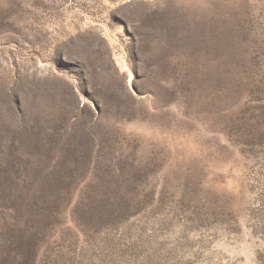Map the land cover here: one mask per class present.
Wrapping results in <instances>:
<instances>
[{"label": "rangeland", "instance_id": "1", "mask_svg": "<svg viewBox=\"0 0 264 264\" xmlns=\"http://www.w3.org/2000/svg\"><path fill=\"white\" fill-rule=\"evenodd\" d=\"M0 264H264V0H0Z\"/></svg>", "mask_w": 264, "mask_h": 264}]
</instances>
